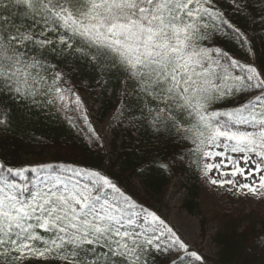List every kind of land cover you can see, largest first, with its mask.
I'll list each match as a JSON object with an SVG mask.
<instances>
[{"label": "snow or ice", "instance_id": "snow-or-ice-1", "mask_svg": "<svg viewBox=\"0 0 264 264\" xmlns=\"http://www.w3.org/2000/svg\"><path fill=\"white\" fill-rule=\"evenodd\" d=\"M237 18L264 25V0H0V137L44 113L100 140L80 94L84 68L97 96L119 99L113 118L136 150H156L138 174L182 166L214 191L264 200V65L218 43L252 52ZM169 145L166 158L158 149ZM161 258L207 264L101 170L13 163L0 152V264Z\"/></svg>", "mask_w": 264, "mask_h": 264}, {"label": "trees", "instance_id": "trees-1", "mask_svg": "<svg viewBox=\"0 0 264 264\" xmlns=\"http://www.w3.org/2000/svg\"><path fill=\"white\" fill-rule=\"evenodd\" d=\"M239 26L247 30L253 38L252 52L238 47L227 39L218 40L225 50L245 63L264 65V25L257 18L253 23L237 18ZM81 83L87 81L89 88L83 91L90 95L101 119L106 118L119 104V99L104 90L101 95L92 74L84 68L78 71ZM95 89V91H93ZM82 126V122H79ZM78 129L70 127L62 118L38 113L29 122L21 126L15 136L9 134L0 137V152L8 156L13 163H72L87 166L108 174L126 192L132 194L138 202L149 206L165 220L167 191L173 180L182 179V208L192 216H200L201 179L199 174L187 171L184 167H175L171 174L155 168L144 175L138 174L141 165L155 157L156 150H136V140L130 131L112 126L109 149L98 141L87 140ZM149 145V149H151ZM143 149V146H141ZM164 157H170L176 150L171 145L158 149ZM219 227L212 240L217 247L215 257H205L207 264H264V216L246 213L236 216L228 208L217 216ZM202 222V227H204ZM160 264H164L161 258Z\"/></svg>", "mask_w": 264, "mask_h": 264}, {"label": "rangeland", "instance_id": "rangeland-1", "mask_svg": "<svg viewBox=\"0 0 264 264\" xmlns=\"http://www.w3.org/2000/svg\"><path fill=\"white\" fill-rule=\"evenodd\" d=\"M80 94L88 109L91 124L99 134L100 140L98 142L109 149L111 129L117 123L113 118L115 110L110 112L106 118L101 119L90 95L83 91ZM166 200V222L174 227L178 234L191 246V249L197 250L199 254L205 257L213 258L217 253V247L212 238L219 227L217 216L221 211L229 208L236 216L246 213L264 216V200L256 198L237 199L224 194L222 190L214 191L202 182L200 191L202 214L192 216L182 208L181 178L173 180L168 188ZM202 222L205 224L204 227H202Z\"/></svg>", "mask_w": 264, "mask_h": 264}]
</instances>
